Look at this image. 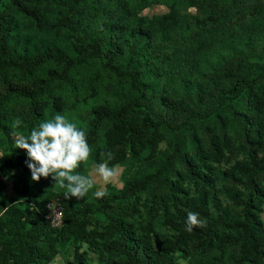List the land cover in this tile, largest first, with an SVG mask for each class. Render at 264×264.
Here are the masks:
<instances>
[{
  "label": "rangeland",
  "instance_id": "374dc122",
  "mask_svg": "<svg viewBox=\"0 0 264 264\" xmlns=\"http://www.w3.org/2000/svg\"><path fill=\"white\" fill-rule=\"evenodd\" d=\"M116 4L124 8V15H116L119 18L116 25L125 36L139 27L155 32L150 44L152 60L164 74L157 92L169 103V108H163L161 102L152 103V108L174 123L183 119L184 109L195 100L192 95H183L177 83L179 78L199 87L196 102L208 104L217 91L226 87V80L264 69V0L87 2L78 7L76 17L88 18L85 20L88 37ZM43 12L49 16L48 21L54 23L61 18L64 8L46 6ZM160 22L164 28L158 30L155 25ZM12 36L25 37L36 44L59 45L63 50H67L69 39L67 32L55 35L34 30L24 19ZM229 49L238 52L240 58L231 59ZM67 55H71V51H67ZM48 69L44 66L24 76L19 71L8 70L3 78L6 81L23 78L33 89L37 79ZM152 76L150 71L145 73V77ZM72 82L71 89L60 82L53 84L54 100L42 99V116L37 122L24 121L32 113L26 102L17 101L16 116L22 123L16 131L27 136L39 123L60 113L87 133V143L92 150L89 160L81 162L74 170L93 181V188L83 199L65 200L66 188L55 183L51 176L32 181L25 164L26 152L15 148L12 129L6 134L0 128V226L5 219L26 222L27 213L40 208L49 197L57 200L52 202L63 205L65 217L69 215L58 232L46 239L39 237L38 248L44 247L42 242H45L55 250L39 264H129L123 254L120 233L125 229L130 238L129 247L142 250L149 262L161 264L158 260L161 241L174 240V226L180 221L186 222L187 211L199 213L206 221L204 227L193 230L202 238L210 234L209 245L201 249L199 239L191 238L182 251L170 254L171 264H230L238 252V233L215 223L223 214L232 219L240 218L248 200L254 201L260 222L252 242L251 264H264V81L251 86L241 101L227 104L211 119L194 122L189 132H169L161 127L147 129L138 140L127 145H123L122 140L139 125L137 115L127 114L99 135L90 133V128L99 116L121 103L122 97L129 93L128 84L106 72L96 71L93 62L79 67V76ZM192 91L190 88V93ZM233 110L235 116L243 117L245 141L237 134L230 114ZM190 138L198 146L196 151L188 148ZM176 141L191 158L194 175L177 164L174 174L167 176L171 191H162L151 183L135 189L124 201L98 207L94 192L105 190L103 198L110 199L126 186L149 176L170 154ZM105 152L112 153L109 167L115 168L117 173L106 185L95 171V164L103 162L101 153ZM255 171L257 173L249 180L248 175ZM4 203L6 210L1 209ZM213 225L214 233H210ZM221 238L227 241L223 255L219 251ZM32 258L29 264H38L35 254Z\"/></svg>",
  "mask_w": 264,
  "mask_h": 264
},
{
  "label": "trees",
  "instance_id": "16d2710c",
  "mask_svg": "<svg viewBox=\"0 0 264 264\" xmlns=\"http://www.w3.org/2000/svg\"><path fill=\"white\" fill-rule=\"evenodd\" d=\"M87 2H97V0H0V128L4 133L7 134L11 131L13 120L18 118L15 110L17 101L26 102L28 111L32 113L31 117L25 118L24 121L37 122L42 116L40 111L42 99L48 102L54 100L53 84L60 82L71 89L73 78L79 76V67H85L89 62L95 63L96 71L106 72L129 86V93L122 97L121 103L115 104L107 113L99 116L90 128V133L99 135L127 114L137 115L139 125L125 134L122 140L123 145L135 142L147 129L161 127L169 132L179 130L189 132L194 122L211 119L227 104L241 101L251 86L264 81V69L251 75L234 78L231 81L226 80V87L224 86L220 91H217L208 104H201L199 101L196 102L199 100L197 89L199 87H193L190 81L179 78L177 83L184 91L183 95H192L195 100L191 102L189 100L191 105L184 109L183 119L174 123L163 117L160 111L152 108V103L159 102L163 108H169V103L157 92L161 80L164 79V74L158 71L157 65L152 60L150 44L153 42L155 32L139 27L136 32L125 36L121 27L116 25L119 23V18L116 15H124V8L116 4L112 12L109 11L104 14L105 17L95 26L93 33L88 37L85 31L87 25L85 20L88 18L81 20L76 17L78 7ZM46 6L63 7L64 12L61 18L54 23L49 22V16L43 12ZM23 19L34 30L51 32L55 35L67 32L69 37L66 44L67 50H63L59 45L36 44L25 37L23 39L18 36L11 37L20 20ZM155 26L158 30L164 28L162 22ZM123 36L124 38H122ZM67 51H71V55H67ZM228 51L231 52V59L240 58V54L235 50L229 49ZM44 66L49 67V69L45 75L37 79V84L33 89L23 78L12 81H6L3 78L4 72L8 70L19 71L24 76L40 71ZM149 71L153 76L145 77V73ZM197 73L200 74V72ZM190 88L193 90L192 94ZM161 91L164 92V89L162 88ZM230 114L233 117L238 136L245 141L247 133L243 117L235 116L234 110ZM197 147L194 140L190 138L188 148L191 151H196ZM182 148L183 146L176 141L170 154L155 168L152 174L126 186L123 191L110 199H97L98 207L115 201H124L133 194L135 189L151 183H154L162 191H171L172 187L167 176L174 174V168L177 164L189 175H194L191 158L182 151ZM255 173L257 171L249 174L247 178L252 180ZM52 199L53 197H49L47 200H43L40 208L28 212L26 222H11L5 219L4 224L0 226V264H29L34 254L36 256L35 262L38 263L43 258L49 257V253L55 251L52 245L45 242H42V245L45 244L44 247L38 248L37 245L40 236L46 239L59 231L44 218L47 205L52 201H57ZM3 206L1 209L6 210L5 203ZM61 206L64 212V223V221L67 222L66 217L69 215L66 214L65 217L64 207L62 204ZM255 211L254 201L248 200L240 218L232 219L223 214L215 223L222 229H230L238 233V252L236 256L231 258L230 264H251L252 242L260 227ZM200 212L206 214L203 210ZM73 213L76 212L73 211ZM214 226L211 227L210 233H214ZM174 229L176 235L173 241H161L162 252L158 257L161 264H171L170 254L182 251L186 242L191 238L199 239L198 245L201 249L209 245L210 234L202 238L194 230L188 231L185 221H180L174 226ZM126 232L127 229L124 230V233L120 231L121 241L124 243L123 254L128 263L154 264V261L149 262L142 250L136 251L129 247L130 238ZM65 235L67 236V232ZM226 244V238H221L220 255L224 254Z\"/></svg>",
  "mask_w": 264,
  "mask_h": 264
},
{
  "label": "clouds",
  "instance_id": "9594fccd",
  "mask_svg": "<svg viewBox=\"0 0 264 264\" xmlns=\"http://www.w3.org/2000/svg\"><path fill=\"white\" fill-rule=\"evenodd\" d=\"M21 123L19 118L13 120L11 134L15 137V148L26 152L25 164L31 173V180L38 182L41 178L51 176L55 183L66 188L63 193L65 200L83 199L93 188V181L74 170L81 162L89 160L92 150L87 143V133L60 113L39 123L27 136L16 131ZM101 156L104 160L95 164V171L106 185L117 173L115 168L109 167V161L113 159L112 153H101ZM93 195L98 199L103 198L106 191H96ZM205 225L206 221L200 218L199 213L187 211L188 231Z\"/></svg>",
  "mask_w": 264,
  "mask_h": 264
},
{
  "label": "built area",
  "instance_id": "2783aa9c",
  "mask_svg": "<svg viewBox=\"0 0 264 264\" xmlns=\"http://www.w3.org/2000/svg\"><path fill=\"white\" fill-rule=\"evenodd\" d=\"M44 218L49 221L50 225L53 228L61 227L63 225V218H64L62 207L56 202H52L51 204H48L47 212Z\"/></svg>",
  "mask_w": 264,
  "mask_h": 264
}]
</instances>
